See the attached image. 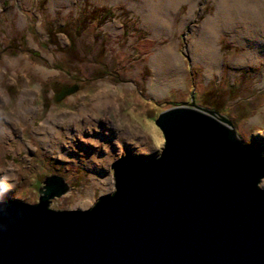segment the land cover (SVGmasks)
Returning a JSON list of instances; mask_svg holds the SVG:
<instances>
[{
    "label": "rangeland",
    "instance_id": "rangeland-1",
    "mask_svg": "<svg viewBox=\"0 0 264 264\" xmlns=\"http://www.w3.org/2000/svg\"><path fill=\"white\" fill-rule=\"evenodd\" d=\"M220 6L235 21L233 28L218 22ZM237 6H244V14H237ZM160 7V0H0V178L12 173L1 189L6 196L37 204L44 180L60 175L70 191L50 208L90 210L114 193L115 164L160 156L165 137L157 118L193 97L206 108L212 107L207 101L217 105L244 143L264 157V31L250 39L242 30L244 22L264 30V0H186L166 11ZM149 15L155 23L166 18L169 28L149 24ZM211 30L222 56L213 67L194 50ZM169 49L177 65L160 73L157 59ZM75 83L79 91L58 102L57 93ZM106 89L115 92V101L100 107ZM24 96L33 108L28 120L18 107ZM85 116H92L88 136L99 142L80 137L77 122ZM42 123L61 124L75 136V154L43 142ZM86 145L100 149L104 161L88 163ZM83 202L87 206L79 208Z\"/></svg>",
    "mask_w": 264,
    "mask_h": 264
},
{
    "label": "water",
    "instance_id": "water-1",
    "mask_svg": "<svg viewBox=\"0 0 264 264\" xmlns=\"http://www.w3.org/2000/svg\"><path fill=\"white\" fill-rule=\"evenodd\" d=\"M156 125L160 156L115 164L114 193L90 210L50 208L70 191L60 175L44 180L37 204L0 189V264H264V157L195 97Z\"/></svg>",
    "mask_w": 264,
    "mask_h": 264
},
{
    "label": "bare ground",
    "instance_id": "bare-ground-1",
    "mask_svg": "<svg viewBox=\"0 0 264 264\" xmlns=\"http://www.w3.org/2000/svg\"><path fill=\"white\" fill-rule=\"evenodd\" d=\"M186 0H160V11H166V9L168 10L169 7H176L178 4H182V2H184ZM163 5V6H162ZM238 10H237V14L240 15V13L244 14V6H237ZM195 9V6H194ZM240 12V13H239ZM218 19V22L224 24L225 27L227 28H233V25L235 23V21L230 20L231 16H228V13L226 12V6H220L219 9V14L216 17ZM146 21L149 24H152L153 26H155L157 29L160 30H166L169 28V21L165 18V19H160V23H155L154 17L152 15H149L146 19ZM209 21L212 22V19H210ZM258 20H256L257 22ZM255 22V23H256ZM247 22H244L245 27L242 29L243 30V34L244 36H246L247 38H253L257 37L258 32L260 31H264V30H258L255 28H251L248 25H246ZM248 24V23H247ZM208 23L207 25L205 24V29L208 27ZM195 52L196 55H199L200 58L202 60L205 61V63L209 66V67H213L214 65H218V63L221 60V52H220V46L218 45V37L217 34L211 30L210 34L208 33L207 37L205 39L199 40L197 41V43L195 44ZM157 64L159 65V70L160 73H162L164 70H172L173 66L176 67L177 65V59H176V54L172 51L169 50H165L157 59ZM168 72V71H167ZM117 94V93H116ZM114 96H115V92L114 93H110L109 89L103 90L100 94H99V98H98V106L102 107L104 105V107L110 105L112 106L114 104ZM117 100V99H116ZM18 107L20 109L21 112V116L24 119H30L33 113V108L31 106V102L30 99L27 96L22 97V99L19 101L18 103ZM94 116V115H93ZM84 117V116H83ZM94 118H97L96 116H94ZM49 120V119H48ZM85 120V121H82ZM101 121V119H99ZM92 121V116H85V119H79V121L77 122V129L78 131L81 133L80 137L83 139H87V140H94V141H98V139L92 137V136H88V133H91L90 131L92 130L90 127L92 126V124H90ZM59 124V123H58ZM90 124V126H89ZM42 129L44 130L43 137H42V141L43 142H48L53 149L58 150L59 152H62L65 155H74L76 152V139L75 136H68L66 132H64V128L63 125L59 124V128L56 126H53L48 124V123H42L41 124ZM86 125V128H84V126ZM3 124L0 122V129L3 128ZM89 127V129H88ZM102 127V126H100ZM50 129L52 130V133L50 132ZM42 130V131H43ZM49 131V132H48ZM88 131V132H87ZM84 132V135H83ZM2 134H4V132H1ZM87 146V145H86ZM92 146H87L85 147V150L87 149V162L88 163H92V162H96V161H100L101 163L104 161L101 156H100V149L99 147L95 146L97 149L99 150H95L92 149L90 150ZM84 151V149H83ZM109 156H107L108 158ZM106 159V158H105ZM96 172H99V168H101V165L99 166L97 164V166L95 167ZM12 178V173L11 171H7L5 173V175L3 177L0 178V189L2 188H6L8 186L7 181L10 180ZM79 208H84L86 207V202H83L82 204H78L77 205Z\"/></svg>",
    "mask_w": 264,
    "mask_h": 264
},
{
    "label": "trees",
    "instance_id": "trees-1",
    "mask_svg": "<svg viewBox=\"0 0 264 264\" xmlns=\"http://www.w3.org/2000/svg\"><path fill=\"white\" fill-rule=\"evenodd\" d=\"M65 24V23H64ZM66 25V24H65ZM64 25V26H65ZM71 46H72V43H71ZM207 103H209L210 104V106H212L211 107V109H213V110H218L219 111V108L217 107V105L215 106V104L214 103H212V102H209V101H207ZM221 113H223V111H221ZM224 114V113H223ZM226 115V114H225Z\"/></svg>",
    "mask_w": 264,
    "mask_h": 264
},
{
    "label": "snow or ice",
    "instance_id": "snow-or-ice-1",
    "mask_svg": "<svg viewBox=\"0 0 264 264\" xmlns=\"http://www.w3.org/2000/svg\"><path fill=\"white\" fill-rule=\"evenodd\" d=\"M158 143H160L161 141H157Z\"/></svg>",
    "mask_w": 264,
    "mask_h": 264
},
{
    "label": "clouds",
    "instance_id": "clouds-1",
    "mask_svg": "<svg viewBox=\"0 0 264 264\" xmlns=\"http://www.w3.org/2000/svg\"><path fill=\"white\" fill-rule=\"evenodd\" d=\"M11 198V197H10ZM13 199V198H12Z\"/></svg>",
    "mask_w": 264,
    "mask_h": 264
}]
</instances>
